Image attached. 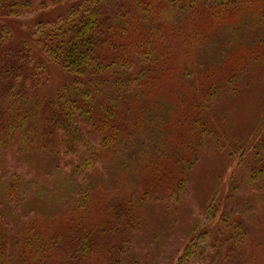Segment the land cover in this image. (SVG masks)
<instances>
[{"label":"trees","instance_id":"obj_1","mask_svg":"<svg viewBox=\"0 0 264 264\" xmlns=\"http://www.w3.org/2000/svg\"><path fill=\"white\" fill-rule=\"evenodd\" d=\"M34 2L0 0V207L24 208L0 214V264L13 237L28 264H132L145 205L177 211L215 143L203 219L157 264H264V107L234 136L212 114L242 88L236 30L262 28L264 60V0H53L20 31Z\"/></svg>","mask_w":264,"mask_h":264},{"label":"rangeland","instance_id":"obj_2","mask_svg":"<svg viewBox=\"0 0 264 264\" xmlns=\"http://www.w3.org/2000/svg\"><path fill=\"white\" fill-rule=\"evenodd\" d=\"M34 1L33 7L35 10L30 11L22 19L16 21L20 31L24 27L26 18L30 21L33 17L45 15V12H47L48 17H52L57 12L61 11L64 13L67 9L65 6L51 4L53 0ZM56 1L64 2L65 0ZM67 1L70 5L76 2V0ZM42 3H45L44 11L41 9ZM243 28L245 29L236 30L237 34L235 35V37H240V43L235 41L232 45L230 40L228 45L229 51L237 56L235 58L244 56L242 57L244 58L242 59L244 69L239 71L237 76L238 80L243 81L241 84L242 88L240 92H229V95H225L227 93L221 94L218 98L217 108L212 113L215 118V126L218 127L217 130L224 131L230 136L247 131L249 122L254 126L258 125L262 118L258 116V110L264 107V60L253 59L250 52L254 48L251 47V44H254L251 42L252 38L250 41V37L258 35V37H261L262 28L252 25H245ZM209 64L206 62L203 67L210 68ZM48 74L49 80L44 84L46 92L52 89L53 83H59L68 78L65 72L57 65L49 68ZM219 138H223V135L220 134ZM222 150L216 143L210 146L209 149L204 148L201 150L199 161L191 170L187 190L177 211L169 214L164 208L157 207V203L145 205L144 222L136 232L139 234L135 236L130 256L132 264H157V262L167 261L165 257L172 256L175 253L182 239V231L188 233L194 222L202 218L205 207L209 202L207 197L214 190L215 174L225 169V163H223L222 155L220 154ZM231 167L228 165L226 170L231 169ZM26 168L29 169V167ZM0 214L5 216L10 226L16 225L18 229L22 226L24 208L18 207L14 212H11L7 207L1 206ZM12 239L13 243L7 249L4 264H28L24 260L20 246L14 245V237Z\"/></svg>","mask_w":264,"mask_h":264}]
</instances>
